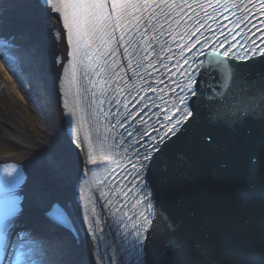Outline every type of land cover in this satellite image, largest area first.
<instances>
[{
  "label": "water",
  "instance_id": "95a60500",
  "mask_svg": "<svg viewBox=\"0 0 264 264\" xmlns=\"http://www.w3.org/2000/svg\"><path fill=\"white\" fill-rule=\"evenodd\" d=\"M255 63L241 73L252 79L245 69ZM216 77L201 130L154 168L162 216L152 245L159 264H264L262 114L240 116L234 103L240 85L229 88ZM250 157L258 163L250 166Z\"/></svg>",
  "mask_w": 264,
  "mask_h": 264
},
{
  "label": "bare ground",
  "instance_id": "6f19581e",
  "mask_svg": "<svg viewBox=\"0 0 264 264\" xmlns=\"http://www.w3.org/2000/svg\"><path fill=\"white\" fill-rule=\"evenodd\" d=\"M22 24L26 28L20 27ZM8 35L18 46L0 55L12 58L23 90L0 62V163L21 165L28 174L20 188L26 195L24 212L35 210L39 217L58 202L80 220L74 197L84 157L66 131L61 105L59 81L68 54L61 21L41 0H0V41ZM58 55L62 63H58ZM16 225L17 230H22L23 226ZM37 231L30 226L25 233L39 238L22 243L31 246L27 253L38 252L35 257L39 264H61L60 260L65 264H96L86 238L81 246L70 233L64 234L62 241L42 242L40 238H51L50 233L63 231L47 225L40 236ZM39 246L43 248L38 250ZM42 250L49 255V262L41 256ZM17 253L18 250L12 257L14 263Z\"/></svg>",
  "mask_w": 264,
  "mask_h": 264
},
{
  "label": "snow or ice",
  "instance_id": "6c2138e0",
  "mask_svg": "<svg viewBox=\"0 0 264 264\" xmlns=\"http://www.w3.org/2000/svg\"><path fill=\"white\" fill-rule=\"evenodd\" d=\"M158 0H45V3L48 5L59 4L62 7H56L54 10L61 13L64 20V27L68 30V39L69 43L75 42L76 46V54H79L81 47L90 48L91 41L85 40V37L90 35H94L99 32L102 35L107 36V39L104 41L105 44L110 43L114 37L113 32L120 27V20L127 15L132 14V9L127 7L128 5H139V4H150L157 3ZM159 2L167 3L168 0H159ZM173 2H177V0H173ZM188 0H184V3H187ZM195 3L203 4L207 2L209 6H212L213 0H193ZM222 0H216L217 4H220ZM223 4L225 7L228 4H232L234 7L239 8L241 11L251 12V9L247 8V5H253L256 7L257 13L264 14V0H223ZM139 11V9H136ZM213 11H218V9L213 8ZM115 14V16L113 15ZM205 15H208L207 10L205 9ZM252 15H256V13H252ZM248 17L245 15L244 17L237 18L235 27L239 28L241 23L247 22ZM261 20L264 21V16L261 17ZM162 27V26H161ZM253 27H257L253 24ZM257 31L264 32V28H258ZM59 35V34H58ZM221 35H224L225 40L228 38L227 32H221ZM256 35V33H253ZM124 37L121 36L120 40L123 41ZM236 39V36H233V40ZM260 40L264 42V36L260 37ZM203 43H207V38ZM253 44H256V41H252ZM0 44H3V41H0ZM202 44L201 41H195L192 46L188 49L192 51L193 48H196V45ZM3 46H7L3 44ZM220 48L223 49V52L216 51L213 49L211 56L215 57L214 60H209L206 71L210 75L212 71L219 72L224 77L225 84L230 88L235 84H239V91L237 96L234 98V103H239L241 105V111L239 113L240 116L245 119L251 118L255 116L257 109L261 112V123L264 124V47H261L259 44H256L255 49H248L251 52V59L257 61V63L252 64L251 67L245 69L247 73L252 76V79H249L247 76L241 73V69L236 65H232L229 63L230 52L233 50V45L229 43L225 46L224 43L219 45ZM106 51L110 52L112 55H115L114 50L106 49ZM199 52V49H197ZM86 55L88 53H85ZM69 55H73V53H69ZM223 57V58H222ZM235 59L239 60L241 63L248 65L250 57L246 54L243 57L236 56ZM0 62H3L7 67L8 71L12 73L13 76L16 77V81L21 86V90H23V82L21 81L18 71L16 69L15 64L12 61V58L6 55H0ZM184 63L187 64V59L184 60ZM129 67L131 65L129 64ZM140 67L139 64L136 66ZM154 67V65H153ZM165 67H167L165 65ZM138 74V73H137ZM191 74H189V83H191ZM131 80V77L129 78ZM184 87L188 88V91L195 96L197 93L194 88L189 87L188 84H185ZM87 91V89H85ZM123 91V89H122ZM155 91V89H152ZM133 99H137L133 97ZM140 100H143L144 97H139ZM151 99V97H149ZM185 99V98H182ZM226 99V97H225ZM102 104L103 101H100ZM119 103V101H117ZM247 105V107H244ZM124 108H127V104L123 105ZM147 104L144 105V108H147ZM119 111V110H117ZM140 111H143L141 109ZM140 111H138L135 115L128 113L131 115L132 120H135L137 116L140 115ZM185 120L188 118H194V112L190 108H185ZM113 116L116 115V112L112 113ZM121 118L127 119L124 113H121ZM183 123L181 120H177L176 124H174L168 133H174L176 130V125ZM119 124L121 127H125L123 123H121V119H117L115 123H112V127L115 128L116 125ZM129 136L132 135V132L127 133ZM208 142H211L212 137H206ZM139 143V141H137ZM159 143V142H158ZM82 150L85 148L83 144L77 145ZM114 147V145L112 146ZM154 151H161L160 148H154ZM88 159L95 163V155L93 153H88ZM101 154L109 155L105 149L103 144H101ZM152 153L150 152L148 155L143 156V160L151 161ZM55 163V162H54ZM117 163H119L117 161ZM257 159L252 157L249 158V165L253 166L257 164ZM135 166V165H134ZM144 165H141V168H144ZM166 171V170H165ZM5 175H11V173L5 172ZM148 207H152L151 204ZM120 209H117L119 211ZM22 214V209L18 207L14 202L10 205L0 208V256H3L11 247L15 252L17 247L22 244L25 240L26 235L23 230H17V225L15 220L18 216ZM48 219L54 223H58L61 226H70L71 221L68 217L65 209L58 205H52L48 212L46 213ZM131 219V217H129ZM84 221L86 224L93 226H98L101 224L100 220L91 219L88 216L84 217ZM144 221L146 223H151L149 216H144ZM137 231L135 233L136 241L131 245L130 248L126 249L128 252L129 258L135 257L134 264H145L143 259V240L146 237L141 235L140 226H136ZM100 232H103V228H99ZM147 231V229H145ZM95 236V231L90 233ZM34 239V238H33ZM102 239V237H100ZM113 264H115L116 257H112ZM15 264H31V261L24 260V253L19 252L15 255Z\"/></svg>",
  "mask_w": 264,
  "mask_h": 264
},
{
  "label": "rangeland",
  "instance_id": "374dc122",
  "mask_svg": "<svg viewBox=\"0 0 264 264\" xmlns=\"http://www.w3.org/2000/svg\"><path fill=\"white\" fill-rule=\"evenodd\" d=\"M23 25H24V24L20 25V27H22V28H26V26H25V25L23 26ZM34 41H35V40H33V42H34ZM31 43H32V41H31V42H29V41L27 42V44H29V45H30Z\"/></svg>",
  "mask_w": 264,
  "mask_h": 264
}]
</instances>
